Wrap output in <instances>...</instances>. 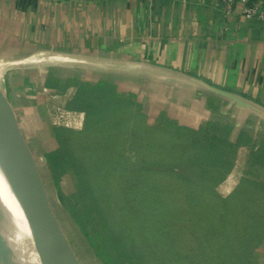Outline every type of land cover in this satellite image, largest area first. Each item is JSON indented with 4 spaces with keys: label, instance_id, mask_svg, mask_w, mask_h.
I'll return each mask as SVG.
<instances>
[{
    "label": "crops",
    "instance_id": "1",
    "mask_svg": "<svg viewBox=\"0 0 264 264\" xmlns=\"http://www.w3.org/2000/svg\"><path fill=\"white\" fill-rule=\"evenodd\" d=\"M247 1L264 13V0ZM243 8L238 4L225 14L218 0H0V66H18L35 55L56 58L59 66L25 77L30 88L19 90L15 79L23 73L6 70V98L18 126L11 98L41 95L46 107L63 115L77 83L109 81L153 118L164 113L191 129L209 122L228 125L232 142L248 140L217 186L221 196L233 194L244 180L264 184V18L248 19ZM67 64L88 65L95 77L88 80L79 69L67 70ZM195 80L262 113L239 109ZM45 118L52 127L38 151L44 157L57 149L48 139L57 145L55 130L65 127ZM22 136L37 166L36 153Z\"/></svg>",
    "mask_w": 264,
    "mask_h": 264
},
{
    "label": "trees",
    "instance_id": "2",
    "mask_svg": "<svg viewBox=\"0 0 264 264\" xmlns=\"http://www.w3.org/2000/svg\"><path fill=\"white\" fill-rule=\"evenodd\" d=\"M76 87L67 110L85 113V129L81 133L56 129L58 148L46 155V161L61 205L79 227L97 258L103 264L180 262L170 253L173 247L170 231L164 230L165 236H158L155 225L142 226L135 219L141 206L138 199L140 190L156 193L158 190L151 179L163 176L186 188L192 206L200 201L214 203L210 209L217 214L215 234L222 235L223 242L217 241L214 246L212 240L204 236L210 230L212 217L209 212L205 213L206 217L205 214L200 216L204 221L200 232L204 235L195 238L199 248L206 247L212 252L217 250L215 256L219 264H252L255 250L264 235V184L244 180L227 197L216 190L233 169L239 147L248 140L241 137L232 142V128L228 125L209 122L198 129H191L178 125L164 113L149 125L141 113V104L133 95L118 92L116 85L109 81L95 84L79 82ZM133 118L139 124L136 129L130 125ZM72 148L79 149L77 155H73ZM120 149L125 152L135 150L137 156L124 158L119 154L122 152ZM85 153L87 156L83 157ZM260 158L264 166V149ZM107 166L113 172L122 170L120 173L126 187L123 209L132 216L127 227L131 236L129 241L109 232L111 225L102 199L114 175L106 170ZM91 168L94 172L84 173ZM70 170L76 178V191L64 195L59 181ZM141 186L146 189H141ZM145 199L150 200L149 206L163 203L162 199L155 197L157 202L152 201L149 195ZM237 211H242L244 221L238 223ZM239 226L238 230L234 229ZM239 231L242 233L237 239L235 236ZM236 241L237 244L234 243ZM221 248L224 251L219 253Z\"/></svg>",
    "mask_w": 264,
    "mask_h": 264
},
{
    "label": "rangeland",
    "instance_id": "3",
    "mask_svg": "<svg viewBox=\"0 0 264 264\" xmlns=\"http://www.w3.org/2000/svg\"><path fill=\"white\" fill-rule=\"evenodd\" d=\"M56 63V58L49 57L48 55H35L22 62V64H19L18 66H7L1 64L0 91L6 97V87L8 79L5 75V72H7V69L21 70V72L23 73L21 78L24 79V81L19 78L15 79L16 90H19V87H25L29 89L30 84L27 80L29 75H35L38 71H48L50 69H53L55 71V69L59 67ZM64 67L67 70H72L73 68L79 69L83 74L85 73V78H88V80L95 77L90 76L91 70L88 65L73 66L72 64H67L64 65ZM15 77L16 76H14V78ZM82 83L95 84V82L92 83L88 81H83ZM74 88L73 89L76 93L77 87ZM29 92L30 91L28 90L27 95H29ZM37 93L40 92L37 91ZM44 99V96L41 95L38 98H27L25 96L11 98L19 119V129L24 135L25 139L29 142L34 154L36 153V167L43 183L48 202L67 243L69 244L79 263L103 264L97 258L96 254L87 242L79 227L75 224L70 215L64 210L63 206L61 205L57 195L55 183L52 179L51 170L47 165L46 156L44 157V155H41V153L38 152H41V149L44 148L41 146V143H44L45 140H47L46 138L48 137V135H50V128L52 127L51 124L49 125V123L46 122V116L49 115L52 122L65 126H61V129L81 133L85 129L86 125L85 113L83 111H69V113L67 112V114L61 115L59 111L51 110L52 108L46 107L45 104H43ZM27 100L31 102H28ZM141 113L145 117V122L147 124L152 125L155 122L156 118H153L152 115L142 107ZM130 125L133 129H136V126H138L139 124L136 123L135 119L133 118V122H131ZM48 140L49 141H47L46 143H52L53 145H55V148H58V143L56 145V143L54 144L51 139ZM78 141L79 139L77 140V142ZM48 144L47 149H51L53 145L48 146ZM75 150L76 149L72 148L73 155H77V153L79 152V149H77L76 151ZM120 151L122 150L120 149ZM119 154L123 155L124 158H135L137 156L135 150H130L129 152H125L123 150ZM85 156H87L86 153L83 154V157ZM107 168L108 169L106 170L114 175V177L106 187V191L104 193L105 197L104 199H102L107 210L106 212L108 213L107 218L111 225V230L109 232L111 235H115L117 233V237L121 238L124 241H129L131 236L127 227L129 226V221L132 220V216L127 215L126 210L124 211L123 209L126 204V187L124 179L122 177V173H120L122 170L120 172H113L109 170L110 166H107ZM84 171H86L84 173H91L94 172V168L86 169ZM75 179L76 178L74 176V173L71 170L60 178L59 185H62V187H64V191L62 192L64 195H71L75 193ZM151 180L155 184L158 191L156 193H145L141 192L140 190L138 199L140 200L141 206L138 208L140 212L137 211V216H135L136 221H138L139 224L142 223V226H144V224H147L148 226L155 225L157 229L156 233L158 236H165L164 230L171 232L169 237L173 244V247L170 249V253L175 255L173 256L174 258L180 259V262H178V264H219L220 261H218L219 259L215 256L217 250H215V252H212V250H209L206 247L204 249L199 248V243H197V240H195L197 236L204 235L202 234V232H200L201 228H204V221L200 216L205 213L211 212L210 216L212 217V220L211 222H209L210 230L208 234L204 236H207L209 240H212L211 244H213L214 246L217 241H219L220 243L223 242L222 235H220L219 233V235L215 234L217 214L215 213L214 209H210V207H214V203L200 201L199 204L196 203V206L194 207L190 203V198L188 199L187 197L189 194L186 192V188H184L182 185L178 184L177 182H173L168 177L163 176H154ZM141 189L145 190L146 188L142 187ZM148 195L152 201L157 202V200H154L155 197L158 199H162L163 203H159L155 206H149L150 200L145 199V196L147 197ZM208 203L210 204V206H208ZM258 212L260 213V211ZM262 212L264 213V211ZM241 215L242 211H237V217L239 218L238 223L240 221H244L245 219L242 218ZM239 228L241 227H234V229L236 230H238ZM147 232L149 231L147 230ZM0 233L9 234V232L4 231H0ZM241 233L242 232L239 231L238 236L236 235L235 238L238 239V237H241ZM262 236L263 240L255 250L252 264H264V235ZM234 243L237 244V241ZM222 249L223 248L219 250V253H222V251H224ZM4 258H6V250L0 251V262Z\"/></svg>",
    "mask_w": 264,
    "mask_h": 264
},
{
    "label": "water",
    "instance_id": "4",
    "mask_svg": "<svg viewBox=\"0 0 264 264\" xmlns=\"http://www.w3.org/2000/svg\"><path fill=\"white\" fill-rule=\"evenodd\" d=\"M203 89L227 99L243 110L261 112L254 105L227 91L195 80ZM0 145L18 183L25 205L37 230L45 264H80L67 243L50 207L35 161L21 134L17 118L7 98L0 91Z\"/></svg>",
    "mask_w": 264,
    "mask_h": 264
},
{
    "label": "bare ground",
    "instance_id": "5",
    "mask_svg": "<svg viewBox=\"0 0 264 264\" xmlns=\"http://www.w3.org/2000/svg\"><path fill=\"white\" fill-rule=\"evenodd\" d=\"M0 231L9 232L0 233V251L6 250L0 264H45L37 230L1 145Z\"/></svg>",
    "mask_w": 264,
    "mask_h": 264
},
{
    "label": "built area",
    "instance_id": "6",
    "mask_svg": "<svg viewBox=\"0 0 264 264\" xmlns=\"http://www.w3.org/2000/svg\"><path fill=\"white\" fill-rule=\"evenodd\" d=\"M56 2H61L64 0H55ZM144 1H150V0H144ZM221 4L225 14L232 13L234 7L238 4L244 5L243 8V14L246 18H264V13L259 10V7L257 4L249 3L247 0H218Z\"/></svg>",
    "mask_w": 264,
    "mask_h": 264
}]
</instances>
